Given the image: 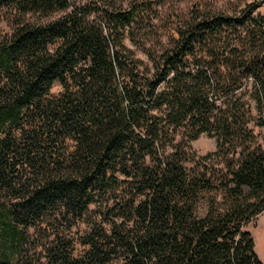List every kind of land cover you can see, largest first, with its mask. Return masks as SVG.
Instances as JSON below:
<instances>
[{
    "label": "trees",
    "instance_id": "1",
    "mask_svg": "<svg viewBox=\"0 0 264 264\" xmlns=\"http://www.w3.org/2000/svg\"><path fill=\"white\" fill-rule=\"evenodd\" d=\"M7 4L23 17L68 11L45 23L24 18L0 48V264H263L247 229L264 213L258 3L189 24L146 64L124 43L133 6L91 19L88 3ZM223 27L237 31L225 52L208 47L192 60L196 43ZM248 84L254 104L240 124L222 112L231 98L218 95ZM219 121L229 136L199 163L168 151L183 127L204 132ZM99 203L103 217L88 223L80 254L59 232L35 244L51 223L81 220Z\"/></svg>",
    "mask_w": 264,
    "mask_h": 264
},
{
    "label": "rangeland",
    "instance_id": "2",
    "mask_svg": "<svg viewBox=\"0 0 264 264\" xmlns=\"http://www.w3.org/2000/svg\"><path fill=\"white\" fill-rule=\"evenodd\" d=\"M253 2L258 3L254 16H264L263 0H70L71 5L88 3L91 19L98 17L97 12L110 7L126 9L133 6L136 14L135 23L130 33L126 34L124 43L127 47L133 49L136 57L144 61L145 64L150 61V53L156 54L162 48L175 44L179 39V32L185 30L189 24H194L204 17L212 19L220 13L240 16L241 10ZM67 11H55L46 17L28 13L23 17V11L19 10L17 6L13 4L2 5L0 7V48L9 43V36L24 18L35 23H45L64 15ZM236 33V29L232 27H223L220 34H213L205 42L196 43L193 51L194 55L191 56V59L194 60L193 56L200 58L208 47L215 48L213 49L214 53L221 55L225 52L224 46L232 44ZM147 75L150 76L151 74L147 73ZM237 85L239 86V83ZM238 86H226L221 89L218 97H221L222 100L227 97L231 98V102H227V107H224L222 112L224 114L227 112L235 114L238 122L242 124L248 117V105L253 106L254 101L251 97V84L244 85L240 89ZM61 90L62 85L57 81L54 83L51 92L57 94ZM235 93L238 97L237 101L233 97ZM253 112L256 113L255 110ZM208 127L209 130L204 132H199V126L188 125L183 127L180 135H177L174 141H170L172 138L168 137V151L179 154L188 166H192L196 162L199 163L201 156L216 150L219 136H229L228 130L221 121ZM262 139H264V135ZM171 142L173 145H171ZM220 160V158H217L215 163ZM226 161L227 159L224 158L223 162ZM103 210L104 207L99 203L93 205L90 209L92 213L81 220L63 217L58 222L51 223L46 232L38 235L35 244H44L49 237L48 235L59 232L58 235L62 239L72 244L75 253L80 254L85 248L82 241L83 236L89 231L88 223L93 220L99 223L103 217V214L100 215ZM247 229L254 238L255 249L264 264V215H261L256 222L250 223Z\"/></svg>",
    "mask_w": 264,
    "mask_h": 264
},
{
    "label": "crops",
    "instance_id": "3",
    "mask_svg": "<svg viewBox=\"0 0 264 264\" xmlns=\"http://www.w3.org/2000/svg\"><path fill=\"white\" fill-rule=\"evenodd\" d=\"M261 215H264V213H263V214H261ZM261 215H260V216H261ZM260 216H259V217H260ZM259 217H258V218H259Z\"/></svg>",
    "mask_w": 264,
    "mask_h": 264
}]
</instances>
